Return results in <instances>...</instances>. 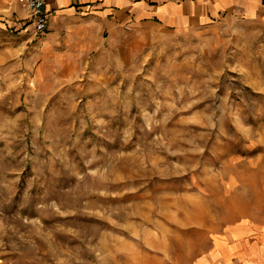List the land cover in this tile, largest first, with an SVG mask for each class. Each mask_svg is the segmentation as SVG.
I'll use <instances>...</instances> for the list:
<instances>
[{
  "label": "rangeland",
  "instance_id": "obj_1",
  "mask_svg": "<svg viewBox=\"0 0 264 264\" xmlns=\"http://www.w3.org/2000/svg\"><path fill=\"white\" fill-rule=\"evenodd\" d=\"M42 36L0 0V264H187L264 220V2L96 77L43 69Z\"/></svg>",
  "mask_w": 264,
  "mask_h": 264
},
{
  "label": "crops",
  "instance_id": "obj_2",
  "mask_svg": "<svg viewBox=\"0 0 264 264\" xmlns=\"http://www.w3.org/2000/svg\"><path fill=\"white\" fill-rule=\"evenodd\" d=\"M264 0H49L40 40L43 69L74 79L109 74L135 62L153 30L195 31L212 18ZM187 264H264V220L245 214L205 232Z\"/></svg>",
  "mask_w": 264,
  "mask_h": 264
},
{
  "label": "built area",
  "instance_id": "obj_3",
  "mask_svg": "<svg viewBox=\"0 0 264 264\" xmlns=\"http://www.w3.org/2000/svg\"><path fill=\"white\" fill-rule=\"evenodd\" d=\"M28 13L35 32L40 36L47 32L48 19L45 5L49 0H18Z\"/></svg>",
  "mask_w": 264,
  "mask_h": 264
}]
</instances>
